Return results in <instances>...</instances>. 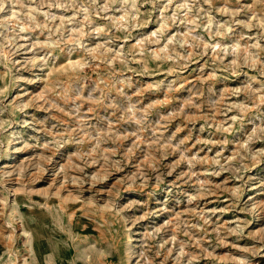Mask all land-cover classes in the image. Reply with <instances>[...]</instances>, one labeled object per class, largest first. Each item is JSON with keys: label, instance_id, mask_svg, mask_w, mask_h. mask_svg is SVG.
I'll use <instances>...</instances> for the list:
<instances>
[{"label": "rangeland", "instance_id": "rangeland-1", "mask_svg": "<svg viewBox=\"0 0 264 264\" xmlns=\"http://www.w3.org/2000/svg\"><path fill=\"white\" fill-rule=\"evenodd\" d=\"M0 5V264H264V0Z\"/></svg>", "mask_w": 264, "mask_h": 264}, {"label": "clouds", "instance_id": "clouds-1", "mask_svg": "<svg viewBox=\"0 0 264 264\" xmlns=\"http://www.w3.org/2000/svg\"><path fill=\"white\" fill-rule=\"evenodd\" d=\"M8 2L11 3L12 0H8ZM2 8H3V5H0V10H2Z\"/></svg>", "mask_w": 264, "mask_h": 264}]
</instances>
